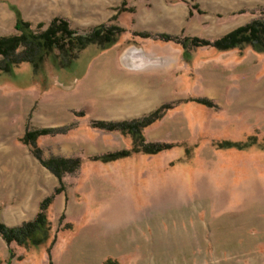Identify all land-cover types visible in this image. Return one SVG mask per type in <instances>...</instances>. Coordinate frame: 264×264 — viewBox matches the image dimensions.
<instances>
[{"label":"rangeland","instance_id":"obj_1","mask_svg":"<svg viewBox=\"0 0 264 264\" xmlns=\"http://www.w3.org/2000/svg\"><path fill=\"white\" fill-rule=\"evenodd\" d=\"M12 9L34 31L59 19L81 34L121 33L63 69L47 60L37 74L27 63L0 72V224L31 222L52 198L48 242L23 248L0 237V258L264 264V53L209 46L259 19L264 0H0V37L16 34ZM157 113L136 139L91 126ZM43 131L38 159L22 138ZM132 140L165 150L94 161ZM52 159L80 166L59 182L41 163Z\"/></svg>","mask_w":264,"mask_h":264},{"label":"trees","instance_id":"obj_2","mask_svg":"<svg viewBox=\"0 0 264 264\" xmlns=\"http://www.w3.org/2000/svg\"><path fill=\"white\" fill-rule=\"evenodd\" d=\"M14 13L15 35L0 37V72H9L12 68L22 63L31 66L33 73L41 71L44 63L50 60L56 68H66V63H72L78 55L90 46H95L99 50L110 48L117 40L121 31L114 27H99L81 34L69 28V25L59 19H54L44 31H34L31 25L21 19L19 11L12 9ZM159 38L165 42H174L185 51L188 43L196 47L191 41H179L175 37L161 35ZM200 44V43H199ZM197 46H204L202 44ZM208 46V45H207ZM211 48L217 51H229L237 48L250 47L256 53H264V11L259 19L235 29L234 31L219 38ZM204 105V101L197 100ZM141 120L130 123H92L93 128L107 132L119 131L128 135L131 139L141 138L140 129L147 127L154 120L159 118L152 114ZM46 131L26 133L22 138V143L32 148L36 158L39 159V152L35 146V140L40 135H46ZM132 149L105 154L94 159L103 163L113 162L126 157L132 153L142 152L147 155H154L164 147L158 145L140 146L136 148L134 140ZM41 161V160H40ZM42 165L52 173L60 182L62 175L76 172L80 166L78 159H52L47 162L41 161ZM63 190L58 189L54 194L58 195ZM52 203V198L45 199L39 206V212L31 222L23 223L14 228H7L0 224V237L7 244H16L19 247L30 248L32 246H44L50 239V223L47 219V210ZM53 241L51 242V244ZM50 244V245H51ZM47 248V254H49Z\"/></svg>","mask_w":264,"mask_h":264},{"label":"crops","instance_id":"obj_3","mask_svg":"<svg viewBox=\"0 0 264 264\" xmlns=\"http://www.w3.org/2000/svg\"><path fill=\"white\" fill-rule=\"evenodd\" d=\"M3 249L4 250H7V247L5 246V245H3ZM6 263H8V258H7V256H4V258H0V264H6ZM12 262L10 261V264H11Z\"/></svg>","mask_w":264,"mask_h":264}]
</instances>
